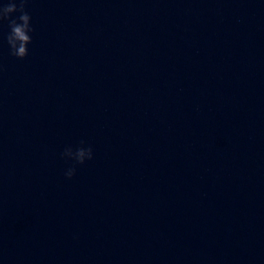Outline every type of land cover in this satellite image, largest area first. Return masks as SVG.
<instances>
[{
    "label": "clouds",
    "instance_id": "1",
    "mask_svg": "<svg viewBox=\"0 0 264 264\" xmlns=\"http://www.w3.org/2000/svg\"><path fill=\"white\" fill-rule=\"evenodd\" d=\"M29 0H7V3L0 4V25L7 22L9 32L6 36L10 54L18 59H24L28 55V45L32 42L30 33L34 31L31 26V16L26 10ZM18 15H13L17 14ZM81 146L73 150L71 147L65 148L61 153L62 158L75 161L76 164H84L87 160L93 159V149ZM75 167H69L65 171L67 179H72L75 175Z\"/></svg>",
    "mask_w": 264,
    "mask_h": 264
}]
</instances>
